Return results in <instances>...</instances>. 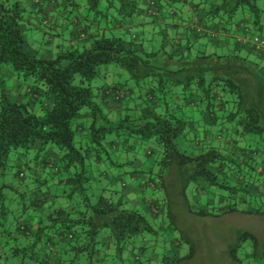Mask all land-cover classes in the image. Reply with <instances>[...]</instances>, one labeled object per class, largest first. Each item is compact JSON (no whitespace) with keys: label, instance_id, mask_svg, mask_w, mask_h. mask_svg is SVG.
Wrapping results in <instances>:
<instances>
[{"label":"trees","instance_id":"16d2710c","mask_svg":"<svg viewBox=\"0 0 264 264\" xmlns=\"http://www.w3.org/2000/svg\"><path fill=\"white\" fill-rule=\"evenodd\" d=\"M118 67L127 77L112 80ZM260 91L264 0H0V241L16 242L6 254L30 264L68 239L57 264L148 263L160 243L144 212L157 217L170 192L186 201L190 185L212 190L192 215L264 219ZM167 238L153 264H208L190 240L175 257L185 238ZM229 257L264 260V238L241 232Z\"/></svg>","mask_w":264,"mask_h":264},{"label":"rangeland","instance_id":"374dc122","mask_svg":"<svg viewBox=\"0 0 264 264\" xmlns=\"http://www.w3.org/2000/svg\"><path fill=\"white\" fill-rule=\"evenodd\" d=\"M27 37H29L31 40L38 41L39 38L37 36L40 35V33L34 29H29L25 32ZM35 37V38H34ZM38 45L33 44V48H37ZM114 76H111V79H118V73H121L123 77H127V74L121 69V68H115L114 69ZM113 71V70H112ZM7 72L12 73V71L9 69ZM6 74V72H5ZM10 74V75H11ZM12 79H14L12 77ZM7 80V86L10 85L11 91L13 90V83L14 81ZM124 79V78H122ZM103 80H98L97 83H100ZM244 90L249 91L251 87H249L248 84L241 83ZM25 88V86H23ZM10 94H13V91L10 92ZM259 102L256 103L258 106V109L264 114V92L262 93L260 91L259 93ZM154 147V146H153ZM157 174V171L156 173ZM181 177L176 178L177 182L180 180ZM177 188L181 189L182 186L179 183L176 185ZM57 186H51V192H56ZM99 189L92 190V193L94 194L92 196V200L95 202L97 199V196L99 195ZM211 189L207 191L204 195H197L195 192V189L193 185H190L188 188L184 189L186 201L183 200V197L181 198L182 201H176L179 196H176V192H170L168 195V198L164 205V210L162 212H159V215L157 217H154L149 212L147 213L148 220L151 223V226L158 231V241L160 245H157L160 249H163L164 247L168 248V244L165 243V239L168 240L167 237H172L173 239H177L179 241L184 240L185 242H182L180 245V254L181 256L185 255L189 251V247L192 244L186 243V240H190L195 244V246L198 248L199 256L206 257L208 264H233L229 257V251L232 247L235 246V244L238 241V236L243 231H248L253 233L258 239L264 238V226H262L260 223L261 221H264V219H258L256 217H248L241 214H235L227 217H223L220 219L215 218H209V217H202L198 215H192L188 210L187 207L189 206L191 209L195 210L194 206L196 204L195 199L199 200L200 202H203L206 199V196H211ZM178 195V192H177ZM184 196V197H185ZM198 196V197H197ZM211 199V198H210ZM55 204L58 205L63 202V199H55ZM182 205L183 207H181ZM167 209L170 215H164L167 211ZM161 210V209H160ZM173 222V228H169V222ZM187 235V236H186ZM150 234H144L143 240L150 241L153 239L150 237ZM141 239V238H140ZM140 242H138V245ZM163 244V245H162ZM164 247H162V246ZM151 247V246H150ZM152 249V248H151ZM241 252V251H240ZM146 256H150L149 254H146ZM145 256V257H146ZM147 258V257H146ZM144 261V260H143ZM146 261V260H145ZM155 262V261H153ZM153 264V263H152Z\"/></svg>","mask_w":264,"mask_h":264},{"label":"crops","instance_id":"0c3cea01","mask_svg":"<svg viewBox=\"0 0 264 264\" xmlns=\"http://www.w3.org/2000/svg\"><path fill=\"white\" fill-rule=\"evenodd\" d=\"M30 41H31V43L33 42V40H30ZM32 46H33V44H32ZM42 56L48 57V56H50V54L44 53V54H42ZM16 89H17L16 86L13 87V90H16ZM37 148H38V144L35 146L34 149H37ZM55 199L56 198L54 196L51 197L49 199L48 204L53 205V203H55ZM134 205H136L137 208H141V209L144 208V205L138 201H135ZM40 212H41V210H40ZM47 213L48 212H46V211L43 212L44 215ZM231 215H235V214H224V215H221L220 217L215 218V219H220V218L231 216ZM244 216L256 217L258 219H262V217H260V216H251V215H244ZM260 224L262 226H264V221H261ZM30 225H31L32 232L33 233L36 232L38 227H39V224L36 221H33L30 223ZM0 242H1V245H0V254H1L0 264H18V262L14 258H12L9 254H6V251L3 249V248H5V249L11 248L16 244V242H14L13 237L10 239V237L8 238V236H6ZM68 242H69L68 239L59 240L53 248L46 247V246L39 248V252L36 254L35 258L33 260H31L30 264H57V259L59 256L62 255V253H64L66 251L67 246H68ZM170 249L174 250L175 257L181 256L179 250H175L174 248H170ZM145 253L150 255L148 263L152 264L155 262L157 263L159 254L162 253V251L159 247L155 246L153 251L150 252L149 250H147ZM171 254H173V253H171ZM153 261H155V262H153ZM148 263L146 261H144V262H141L139 264H148ZM251 264H264V260H262L260 262H253Z\"/></svg>","mask_w":264,"mask_h":264},{"label":"built area","instance_id":"2783aa9c","mask_svg":"<svg viewBox=\"0 0 264 264\" xmlns=\"http://www.w3.org/2000/svg\"><path fill=\"white\" fill-rule=\"evenodd\" d=\"M254 42L259 44V41L257 39H255Z\"/></svg>","mask_w":264,"mask_h":264}]
</instances>
